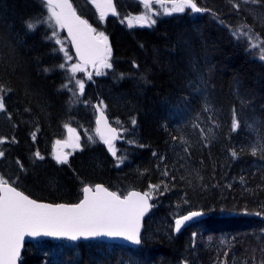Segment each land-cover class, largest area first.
Returning <instances> with one entry per match:
<instances>
[{
    "label": "trees",
    "instance_id": "obj_1",
    "mask_svg": "<svg viewBox=\"0 0 264 264\" xmlns=\"http://www.w3.org/2000/svg\"><path fill=\"white\" fill-rule=\"evenodd\" d=\"M72 1L112 48L113 67L88 80L78 100L62 88L65 57L45 39L52 29L25 27L30 18L47 16L40 0H0V83L11 89L0 111V137L7 138L0 176L18 178L15 186L50 202H77L85 184L98 182L122 195L160 187L140 245L126 247L142 258L109 254L122 246L111 242L36 239L25 245L20 264H264V61L231 34L227 22H242L239 12L249 18L241 2L196 0L205 11L129 28L122 21L142 11L139 0H115L117 13L103 21L91 0ZM101 100L112 123L133 130L134 143H120L115 157L94 131V103ZM66 124L82 133L81 148L58 164L53 146L67 135ZM192 210L207 215L176 232V217ZM47 253L53 257L46 260Z\"/></svg>",
    "mask_w": 264,
    "mask_h": 264
},
{
    "label": "snow or ice",
    "instance_id": "obj_2",
    "mask_svg": "<svg viewBox=\"0 0 264 264\" xmlns=\"http://www.w3.org/2000/svg\"><path fill=\"white\" fill-rule=\"evenodd\" d=\"M143 4L144 10L141 13L129 15L125 17L129 28L132 27H152L157 23V18L160 15H173L174 13H184L186 10H191L193 13L203 12L205 9L198 7L196 0H139ZM243 3L256 4L257 0H242ZM41 5L47 12L45 17H33L25 21V27L28 32H35L39 27L47 25L52 29L51 35L46 36L47 40H54L58 49L64 53L65 63L59 65V68L66 69V62L72 57L68 54L64 43L58 38V32L55 27L67 29L68 35L71 37V42L75 46L76 55L81 63L71 65V76L69 84L75 77V73L84 71L86 66L91 65L95 69V75L101 76L106 73L104 69H111L112 48L109 43V38L104 32H98L86 19H83L77 14L70 0H40ZM91 3L96 7L99 13V19L103 21L109 13L115 15L116 10L113 0H91ZM159 4L162 7L170 4V7H164L163 12L153 9V5ZM235 8H239V4H234ZM213 15H215L213 13ZM123 22V21H122ZM246 29V31H245ZM234 39L239 41L244 38L248 42V51L259 49L261 60H264V41L260 40L259 36L253 34V30L247 25H241L237 29L231 30ZM256 41L255 43L253 41ZM67 70V69H66ZM45 72L50 69L45 68ZM211 71V69H209ZM88 80H92L93 73L87 72ZM121 78L123 75L121 74ZM199 83L205 88L207 82L203 75L199 77ZM69 84L62 85V88L71 91ZM75 84L79 88V92L83 94L85 82L76 80ZM11 89L6 88L3 83H0V111H5L4 93L10 92ZM196 91H201L197 88ZM75 95V93L73 94ZM78 100V97H77ZM243 103V101H242ZM107 106L101 100L95 106L99 115L96 119V132L101 141L108 145L109 151L115 157L117 155L113 146V141L118 138L119 133L116 128L109 125L104 109ZM208 105H205L204 111H209ZM119 123V121H117ZM131 123H137L135 118H132ZM213 123H215L213 121ZM70 133H74L67 124ZM197 127H199L197 125ZM253 127V125H248ZM239 121L237 119L236 109L232 110V125L231 130L237 131ZM202 136L207 138V134L201 129ZM33 139L35 133L32 134ZM7 138L0 137V144H3ZM176 137H173L175 140ZM89 142L95 143L93 137H88ZM15 142V138H13ZM56 145L64 144L71 146L74 149L81 148L80 137L76 135L71 145L67 141L57 140ZM134 143V141H130ZM184 143H187L186 141ZM264 149V144L261 145ZM185 153H188V148H184ZM256 147L253 146L252 154H256ZM5 155L4 151H0V157ZM37 159L43 160L44 157L37 151L35 154ZM69 153H64L62 150H57L55 160L58 164L68 163ZM153 155H156L153 153ZM231 155L236 158L237 152L232 150ZM163 160V157H160ZM124 162L123 158H118V164ZM21 171H25L23 164L17 160ZM165 176L169 175L165 170ZM174 179V177H173ZM17 181L9 183L6 179L0 176V264H17V259L20 255L21 242L26 235L36 237L40 235L52 237H68L72 240L79 238L93 237H120L131 241L134 244L141 243V218L148 212L151 205L148 200L150 192L130 191L127 195L121 197L117 192L109 191L103 185H95V191L91 187L85 186L83 191V199L76 204H46L39 203L31 199L24 192L19 191L17 187L12 186ZM150 190H155L160 185H150ZM231 187V185H229ZM166 188V186H165ZM187 202V201H185ZM261 215V213H256ZM203 215L200 211H191L187 215L180 216L175 220V231L179 232L186 224L197 217ZM196 234L193 233V236ZM227 255V253H225ZM186 264V262H185Z\"/></svg>",
    "mask_w": 264,
    "mask_h": 264
},
{
    "label": "rangeland",
    "instance_id": "obj_3",
    "mask_svg": "<svg viewBox=\"0 0 264 264\" xmlns=\"http://www.w3.org/2000/svg\"><path fill=\"white\" fill-rule=\"evenodd\" d=\"M239 1L241 2V8L249 15V18L245 17V15H246L245 13L239 12L242 22H240V23L236 22L234 24H231L230 22H227V23L231 25L230 27H231L232 30L233 29H237L241 25H247L248 27H250L253 30V34L255 36H259L260 40L264 41V7H263L264 6L263 5L264 4V0H257L256 4H252V3L245 4V3L242 2V0H239ZM113 3H114V1H113ZM196 3H197V5L200 8H202V6L198 2H196ZM170 6H171L170 4H166V5H164L162 7L159 4H155V5H153V9L162 13L163 10H164V7H170ZM143 10H144V6L142 4V11ZM141 12H139V13H141ZM110 14L111 13H109V15ZM134 14H138V13H131L129 15H134ZM162 16H164V15H160L159 17H162ZM123 22L127 25V20H125V18L123 19ZM55 30L58 32V38L63 41L64 46H65L66 50L68 51V54L72 57L71 60H68L66 62V69L67 70L65 69V71L67 73V82H66V84H69V78L72 75L71 71H70L71 65L78 64V63H81V62L78 61L77 58L75 57V55H74V53L72 51V48H71V44H70L67 36L63 33V29H60L57 26V27H55ZM245 31H246V29H245ZM241 39H243L248 44V42L244 38H241ZM253 42L255 43L256 41L254 40ZM253 51L258 57L260 56L259 49H254ZM63 55H64V53H63ZM107 70L108 69H104L103 71L106 72ZM87 72H89L88 65L86 66V72L81 71V72L75 73L74 79L72 80L71 84H69V87L71 88V94H72L73 98H75V99H76V97H78V99H80V96L83 95V94H81L79 92V88L75 84V81L76 80H83L85 82V86H86V83L88 81ZM93 76H95V70H94ZM84 90H85V88H84ZM74 93H75V95H73ZM99 102L100 101L95 102L94 105L96 106L97 104H99ZM95 112H96V108H95ZM95 120H96V113L94 114V122H95ZM114 124L118 127V130H119V136L116 139V141L113 143V146H114V148L116 150V153H118V152H120V143H122L123 141H127V142L132 141L133 138H134V135H133V130L132 129L124 127V126H122L119 123H114ZM69 127H71L72 129H75V132L74 133H70L67 130V135L65 136V138L58 139V140H60L62 142L67 141L68 144L71 145L73 143V141H74L75 136L79 135L80 144H81L82 133L75 127H72V126H69ZM96 128H97V125L95 124V129H94L95 132H96ZM96 134L98 135L97 132H96ZM98 137H99V135H98ZM55 142H54V146H53L54 157H55V153H56L57 150H62L64 153H69L70 155L75 150H77V149H74L71 146H64V144H61V145L58 146V145H56ZM78 149H80V148H78ZM156 191H157V189L149 190L150 197L155 198L157 196V195H155ZM183 214L178 215L176 217V219L178 217H180L181 215H183ZM204 240H207V237H205V238L202 237V242H204ZM225 241H226V239H225ZM111 253H115V254H118V255H121V256H124V254H126L128 256L130 255V257H132L133 259L142 258L141 252L136 251V250H128V248H126L125 246L113 247L112 251L109 254H111ZM109 254L107 253L106 256H108ZM54 255H55V253H54ZM46 257H47L46 260H48V259H51L53 257V255H52V253H47ZM99 260L98 261L96 260L97 261L96 264H102V262H99Z\"/></svg>",
    "mask_w": 264,
    "mask_h": 264
},
{
    "label": "water",
    "instance_id": "obj_4",
    "mask_svg": "<svg viewBox=\"0 0 264 264\" xmlns=\"http://www.w3.org/2000/svg\"><path fill=\"white\" fill-rule=\"evenodd\" d=\"M70 2L72 3L73 7L75 8V6H74L72 0H70ZM75 9H76V8H75ZM76 11H77V9H76ZM77 14L80 15L83 19H86V18L83 17L78 11H77ZM86 20H87V19H86ZM89 24H90V23H89ZM63 31H64V33L66 34V36L68 37V39H69V41H70V44H71V47H72V50H73V52H74L75 57L77 58L78 61H80L79 57L76 55V49H75V46H74V45L72 44V42H71V37L68 35L67 29H63ZM80 62H81V61H80ZM88 67H89V72H92V73H93L95 69H94L91 65H88ZM96 113H97V116H98V115H99V112H98L97 110H96ZM97 116H96V119H97ZM105 116L107 117V120H108L109 125H110L111 127H113V128H116L117 131H118V133H119L118 128H117L114 124H112V122L110 121V119H109V117L107 116L106 112H105ZM115 140H116V139H115ZM115 140L113 141V143L115 142ZM106 147L108 148V145H106ZM108 150H109V148H108ZM109 152H110V151H109ZM110 153H111V152H110ZM111 154H112V153H111ZM8 182H9V181H8ZM9 183H10V182H9ZM97 184L103 185V186H104L105 188H107L109 191L115 192L114 190H112L111 188H109L108 186H106L105 184L100 183V182L95 183V184H85V185L83 186V188H84L85 186H89V187L92 188L93 191H95V185H97ZM12 186L17 187V186H15L14 184H12ZM17 189H18L19 191L24 192L22 189H20V188H18V187H17ZM130 191H136V192H140V193H144V192H145V191H143V190L136 189V188H134V189H130L128 192H130ZM128 192H127L126 194H124V195H121V194H120L121 197L127 195ZM24 194H25V195H28L31 199H34V200H36V201L39 202V203H46V204H76V203H79L80 200L83 199V191H82V198H81L79 201H77V202H50V201H46V200H39V199H36V198L30 196L29 194H27L26 192H24ZM148 203H149V205H151V207L149 208L148 212H146V213L144 214V216L141 218V221H140V225H141V237H142V233H143V226H144L145 218H146V216L150 213V211L152 210V202H151V199H150V198H149V200H148ZM192 211H200V212L203 213V215H201L200 217L195 218V219L192 220V221L186 222V224H185L184 226H182L181 230H183L184 227L189 226L191 223L196 222V221H198V220H200V219L206 217V215H207V214H206L205 212H203L202 210H192ZM189 212H191V211H189ZM189 212H187V213H185V214H183V215H187ZM183 215H181V216H183ZM178 218H179V217H178ZM178 218H177V219H178ZM181 230H180V231H181ZM36 239H49V240H54V239H57V240H65V239H66V240H71V241H73V242H80V241H85V240H100V241H104V242L119 243V244H122V245H125V246H128V247H133V248L138 247V246L140 245V244H134V243H132L131 241H128V240H126L125 238H120V237H115V238H113V237L101 236V237H93V238H79V239H77V240H72V239H70V238H68V237H52V236H46V235H40V236L32 237V236L26 235V236L24 237L23 241L21 242L20 255H19L18 259H17V264H20V260H21L22 252H23V249H24L25 245H26L27 243L31 242V241L36 240ZM141 240H142V239H141Z\"/></svg>",
    "mask_w": 264,
    "mask_h": 264
},
{
    "label": "flooded vegetation",
    "instance_id": "obj_5",
    "mask_svg": "<svg viewBox=\"0 0 264 264\" xmlns=\"http://www.w3.org/2000/svg\"><path fill=\"white\" fill-rule=\"evenodd\" d=\"M114 1V0H113Z\"/></svg>",
    "mask_w": 264,
    "mask_h": 264
}]
</instances>
